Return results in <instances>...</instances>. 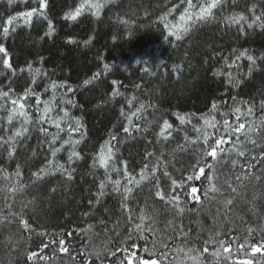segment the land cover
<instances>
[{
  "label": "trees",
  "instance_id": "obj_1",
  "mask_svg": "<svg viewBox=\"0 0 264 264\" xmlns=\"http://www.w3.org/2000/svg\"><path fill=\"white\" fill-rule=\"evenodd\" d=\"M196 2L193 0L194 4ZM79 3L80 0H48L47 14L55 26V34L50 39L40 38L46 30V22L34 18L30 27H17L4 41L14 69L31 63L34 68L46 70L49 78L57 82L66 81L76 89L68 93L76 107L61 106L82 120L86 136L77 147L83 159L71 165L75 169L71 180L60 172L39 180L33 177L32 173L45 166L49 159L53 165L58 162L68 167L67 152L70 149L65 145L53 158L48 143L51 137H44L32 125H29V134L19 140L12 158L7 156L6 145L0 150V169L3 170L0 171V264H101V261L102 264H118L117 257L123 255L120 251H117V257L101 255L100 259L94 255L85 256V253L110 252L135 243L137 255L148 258L141 249L151 247L153 240L159 247L160 237L166 240L171 250L169 260L175 257L176 264L180 261L194 264L182 254L177 256L175 249L178 247L198 249L201 259L197 264H241L242 261L264 264V253H253L250 247L264 243V171H261L264 159L256 162L252 169L262 177L259 182L254 179L236 180L237 175H243L239 164L232 168L231 163H216L217 176L213 177V183L222 192L211 194L215 196L214 200L207 199L203 193L208 184L205 177L211 175L208 169L200 180H187V176L193 174V165L202 154L204 145L202 141L186 144L184 136L195 139L197 133L192 131L191 125L180 126L174 115H188L199 127L203 125L199 117L209 114L213 101L220 105V111H227L234 103L249 101L255 106V115L249 119H255L257 123L264 120V109L260 107V101L264 100V59H261L264 57V29L245 27L241 32L238 26L229 27L223 22V17L233 12L250 16L249 8L253 4L257 14L261 13L264 0H227L217 11L215 20L197 23L180 41L169 35L161 17L167 16L170 21L172 14L186 6L182 0H114L105 4L99 16L86 9L75 21L63 20L64 14L74 10ZM33 6L18 2L9 8L7 0H0V23L9 15ZM173 8L175 11L169 13ZM70 38L74 43L67 42ZM245 50L257 59L256 66L246 58L236 61L237 67L225 66V59L232 61ZM40 57H43L42 65ZM105 63L110 66V71L104 70ZM177 65L181 66L180 70L174 71ZM250 67L251 75H245ZM217 69L232 72L241 81L239 86L228 84L224 75L214 76ZM0 72L6 73L0 76V89L8 91L11 87L14 96L23 95L28 87L41 94V101L51 96V91L43 92L47 78H37V83L32 85V77L27 72L17 71L16 76H11L3 67H0ZM97 72L101 73L100 77L84 86L83 81ZM113 80L118 83L113 85ZM116 89L122 95L112 98L110 93ZM66 91V88L57 89V105H60ZM134 96L136 100L129 108L127 101ZM233 96L236 97L235 102L231 99ZM26 103L33 106L29 112L35 121L39 115L35 110V97ZM141 103L146 105L145 110L140 113V120L133 117V124L139 125L143 131H133L129 136L122 131L126 120L120 109L123 107L128 114ZM9 107L10 102L0 111V117L6 118ZM39 107L42 108L43 104ZM241 107L243 111L246 106ZM57 112L58 109L52 115ZM211 115H215L218 121L223 119L219 111ZM165 119L174 128L182 129L173 132V137L167 142L157 135ZM229 119L231 122L235 117L230 115ZM0 125L10 131L18 126L16 120L7 125L6 119H0ZM43 127L49 133L57 131L48 124ZM111 134L117 136L115 162L118 168L123 169L121 161H126L128 172L138 180L143 165L147 163L151 172L156 164L155 158L159 157L172 179L177 183L184 181L176 194L181 195V205L186 204V209L191 211L186 210L182 216H177L176 209L155 195L156 188L151 180L143 181L138 188L129 185L133 187L127 201L132 220L122 208V196L112 192L111 185L106 189L107 195L95 203L98 183L105 175L103 169L92 167V161L99 146ZM0 136H6L4 127H0ZM78 136L77 133L74 138ZM66 138L67 133H61L54 147H59ZM178 145H185L186 150H179ZM223 147H231V142ZM146 151L154 155L148 157ZM261 152L264 148H257L254 154ZM240 159L243 162L244 158ZM207 161L211 162L212 158L208 157ZM17 168L20 169L19 177L15 175ZM164 170L163 166L159 167L156 176L167 197L171 180L162 174ZM5 172L8 179L4 178ZM112 179H120L122 189L127 184L123 171L113 172ZM228 183L236 187V193L231 192ZM192 186L198 189L195 196L199 197V202H188L191 198L183 195ZM227 197L234 199L230 211L216 214V209L223 208ZM252 203L257 205L255 214L249 211ZM141 211L152 216V224L157 229L155 235L145 232L147 240L139 239V234L132 232ZM168 220H173L170 227L166 226ZM177 225L183 228L187 237L174 231ZM250 226L254 228L251 234L248 232ZM217 232L219 236H216ZM129 233L131 239H128ZM209 235L217 241H226L230 251L224 253L217 243H205ZM60 239L64 240L63 245L59 244ZM62 247L68 251H61ZM204 248L208 251L204 252ZM215 251L221 254L213 257L211 253ZM32 252L37 256L29 260Z\"/></svg>",
  "mask_w": 264,
  "mask_h": 264
},
{
  "label": "snow or ice",
  "instance_id": "obj_2",
  "mask_svg": "<svg viewBox=\"0 0 264 264\" xmlns=\"http://www.w3.org/2000/svg\"><path fill=\"white\" fill-rule=\"evenodd\" d=\"M18 2L21 4L31 3L34 6L9 15L3 19L2 23H0V54H3L0 56V67H3V69L7 70V73H10L11 76H16L17 71L19 73L27 72L32 77V85L37 83V78H47L43 92L47 93L51 91V96L48 99L41 101V94L36 92L32 87L26 88L23 95L20 96L12 95L11 93L13 92V89L11 87L8 88V91L0 89V101L4 102L0 103V111L4 110L9 102L11 105V107L7 108L8 115L6 118L0 117V119H6L7 125H12L14 120H16L18 124V126L11 129V131L8 127L0 125V127H4L6 134V136H0V150H3L6 145L7 156L12 158L19 140L25 138L29 134V125H32L35 129L39 130V132H41L44 137H51L48 143L49 150L53 158L57 155V153L62 151L65 145L69 146L70 149L67 152L68 167H66L65 164L58 162L53 165V161L49 159L47 160L45 166L32 173L33 177L36 180H39L44 176L54 174L55 172H60L62 175L66 176L68 180H71L73 178L72 173L75 171L71 165L83 159L81 153L77 151V147L81 144L82 140L86 136V128L80 118L73 117L69 109L61 105H70L72 107H76L74 100L68 98V93H73L76 91V89L68 85L66 81L57 82L49 78L46 70H44L42 67L34 68L31 63L27 64L26 67L19 69L13 68L12 63H10L11 58L5 47L4 41L7 40L11 32H14L17 27H30L32 25L33 19L35 18L39 21L46 22V30L40 37L41 39L46 37L50 39L55 34L54 23L47 14L48 0H7V5L9 8H11ZM110 2H114V0H103V3H101L100 0H80L78 7H76L74 10L67 11L62 19L65 21H75L86 9L87 11L91 12L92 15L99 16L100 10L105 6V4ZM182 2L186 3V7L184 8L183 13L179 16V24H173L168 20L167 16L161 17V19L164 21L165 28H167L169 31V35L174 36L176 41H180L183 36L187 34V32L190 31V29L197 23L215 20L217 18V11L223 8L227 0H197L195 4L193 3V0H182ZM233 2H235V0H233ZM172 11H175V8L170 9L169 13ZM249 13L250 16L244 13L233 12L230 15H225L223 17V22L229 27L238 26V30L241 32L244 31L245 27L248 29H252L254 27L264 29V11L257 14L256 5L253 4L249 8ZM67 42L74 43L71 38ZM89 42L90 41H86L85 43ZM241 58H246L248 61H250L252 66L257 65V59L253 55H250L247 50H245L237 54L235 59L232 61L225 59V66L228 68L237 67L236 61H239ZM261 59H264V57ZM39 63L41 65L43 64V57L39 58ZM180 67V65H177L174 71H179ZM103 68L106 72L110 71V66L107 63L103 65ZM145 71H147V69H145ZM251 72L252 67L249 68L248 73L245 75L250 76ZM5 74V72H0V76ZM100 75L101 73L99 72L95 73L91 78L85 79L83 81V85L87 86L91 84L94 80L100 77ZM213 75L216 77H220L221 75L226 76L228 84L232 85L233 87H238L241 83L240 80L235 78L232 72H221L219 69H217L215 72H213ZM233 81H235V83H233ZM111 83L116 85L118 82L113 80ZM137 87H139V85H137ZM64 88H66L67 91L64 93V97L61 99L60 105H57L55 103L57 99V89ZM110 95L112 98H115L122 95V93L119 91V89H116L111 91ZM31 97H35V110L39 113L35 121H33V118L29 112L33 106L26 103V101H28ZM231 99L234 102L236 101L235 96H233ZM134 100H136L135 96L131 99H128L127 104L129 108H131ZM41 103L43 104L42 108L39 107ZM241 105L246 106L244 107L243 111ZM145 107L146 105L141 103L138 108L128 114L125 113L123 107L120 109L121 116L126 120V125L122 129L124 133H127L129 136H131L133 131H143L139 125L133 124V117H135L137 120H140V113L145 110ZM260 107L264 109V100L260 101ZM254 108L255 106L249 101H240L239 103H234L232 106H230L227 111H220V105L213 101L211 103L209 114L199 117V119L203 120V125L199 127L196 124H193L190 116L182 115L180 113L174 114L176 119L179 121L180 126L191 125L192 131L197 133L195 139H190L187 135H185V143L195 144L198 141H202L204 145L202 154L198 155L196 163L193 165V174L188 175L187 180H200L201 176L205 173V169H208L211 175L205 177V179L208 181L207 187L203 193L205 198L214 200L215 196L211 194L222 192L221 188L213 183V177L217 176L215 168L216 163H231L232 168H235L239 164L243 175H237L235 177L236 180L254 179L256 182H259L262 179L260 175L252 171L255 163L261 159H264V152H261L259 155L254 154L257 148H264V120H261L259 123H257L255 119H249L255 115ZM57 109V114L53 116L52 113L56 112ZM218 111L223 117L221 121H218L215 115H211L212 113H216ZM230 115L235 117L234 121L230 122ZM44 124L53 126L57 131L55 133H49L48 129L43 127ZM62 124L64 127H62ZM179 130L182 129L174 128L173 124L165 119L160 124L157 135L159 138H162L165 142H167L173 137V132ZM65 132L67 133V138L61 142L59 147H54L57 144V141L60 140V134ZM77 133L79 134L78 138H74V135ZM116 141L117 136L115 134H111L109 139L99 146L98 153L93 157L92 167H99L100 169H103L105 175V178L100 180L98 183V189L95 193V203H99L100 198L107 195L106 189L109 185H111V191L114 193H119L122 196V208L127 211L128 219L132 220L133 217L131 215V209L129 208L127 201L131 197L133 187L129 185H134L138 188L143 181L151 180L153 182V186L156 188L155 195L161 200H166L168 204L176 209L177 216H182L186 210L191 211V209H186V204L184 206L181 205V195L176 194V190L183 187L184 181L182 180L180 183H177L175 179H172L166 170V165H163V162L159 157L155 158L156 164L151 168V172H149V165L147 163L143 165L142 169L140 170L138 180L135 176H132L128 172L126 161H121L123 169L118 168L115 162L116 152L118 151L116 147ZM229 142H231V147H223V145H226ZM177 147L179 150H186L185 145H178ZM221 154L227 155L224 156ZM35 155L36 153L33 152V156ZM153 155V152L146 151V156L152 157ZM208 157L212 158L211 162L207 161ZM240 158H244L243 162H241ZM161 166L165 168L162 174L171 180L170 195L167 197L161 190L159 178L156 176V171ZM245 168H247V171H245ZM0 171L3 170L0 169ZM121 171H123V176L127 181V184L123 187V189L121 188L120 179H112L113 172L120 173ZM261 171H264V168H262ZM15 175L17 177L20 176L19 168H17ZM4 178L8 179L6 172L4 173ZM227 186L232 193L237 192L236 187H234L231 183H228ZM197 191V187L192 186L190 191L185 190L183 195L191 198V200L188 202L193 200L199 202V197L194 195ZM256 199H258V197ZM233 203L234 199L232 197H227L223 203V208L218 207L216 209V214H219L221 211H224L225 214H227V212L230 211V206H232ZM256 209L257 205L252 203L249 211L255 214ZM136 220L138 222L135 223L134 227H132V232L138 233L139 239L147 240L145 232H151L154 235L156 234L157 229L152 224L153 218L151 215L141 211L137 215ZM145 221H148L149 223L146 225ZM101 223H103V221H101ZM172 225L173 220H168L166 226L170 227ZM91 228L92 225L89 224V229ZM174 231L187 237V233H185L183 228L179 225L175 227ZM253 231L254 228L250 226L248 228L249 234H251ZM219 235L220 233L217 232L216 236ZM128 239H131V233L128 234ZM205 243H217L219 245V249H222L224 253H228L230 251L229 247L226 246V241L222 239L217 241L211 235H209ZM244 243L247 244V240H245ZM59 244L63 245L64 240L60 239ZM136 247V244L133 243L127 247H123L118 250H111L110 252H86L85 256L94 255L96 259H100L101 255H103L105 258H107L108 255L117 257V251H120L123 253V255L117 257L118 264H165L166 261L167 264H176L175 257L169 260L171 250L168 248V244L163 237L159 238V247H157V241L153 240L151 247H143L141 249V251L144 252L148 258H145V256H138L135 250ZM241 247H243V245H241ZM250 247L253 253H264V243L259 246L250 245ZM61 251L67 252L68 249L62 247ZM175 251L177 256L182 254L186 260L193 261L194 264H197V262H199L201 259L199 250L194 247H178L175 249ZM203 251L207 252L208 249L204 248ZM220 254V251L211 253L213 257L219 256ZM36 256L37 253L32 252L28 256V259L31 260ZM228 258L230 257H225V259ZM180 264H183V261H180ZM241 264H250V261H242Z\"/></svg>",
  "mask_w": 264,
  "mask_h": 264
},
{
  "label": "rangeland",
  "instance_id": "obj_3",
  "mask_svg": "<svg viewBox=\"0 0 264 264\" xmlns=\"http://www.w3.org/2000/svg\"><path fill=\"white\" fill-rule=\"evenodd\" d=\"M186 7V6H185ZM185 7H183V9L180 11V12H178L177 14H172L170 17V21L173 23V24H179L180 23V21H179V16L183 13V10H184V8ZM197 193V192H196ZM196 193L194 194V195H196Z\"/></svg>",
  "mask_w": 264,
  "mask_h": 264
}]
</instances>
